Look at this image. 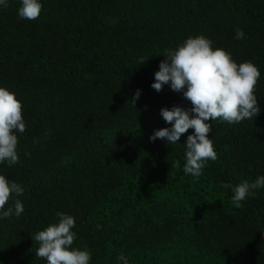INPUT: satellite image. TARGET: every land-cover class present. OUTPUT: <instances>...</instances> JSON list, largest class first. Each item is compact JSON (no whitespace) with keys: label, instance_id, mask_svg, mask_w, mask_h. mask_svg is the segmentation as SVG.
Returning a JSON list of instances; mask_svg holds the SVG:
<instances>
[{"label":"trees","instance_id":"obj_1","mask_svg":"<svg viewBox=\"0 0 264 264\" xmlns=\"http://www.w3.org/2000/svg\"><path fill=\"white\" fill-rule=\"evenodd\" d=\"M39 2L36 20L18 16L21 0L0 6V87L22 103L26 125L19 163L0 164L24 189L5 205L19 199L21 216L0 219V264H47L31 236L58 212L74 217L71 248L90 264H122L121 254L128 264H264V187L240 207L231 199L264 176V0ZM197 35L261 73L256 117L206 121L217 159L198 178L183 171L194 129L173 145L149 139L171 127L162 108H191L151 84L166 50Z\"/></svg>","mask_w":264,"mask_h":264},{"label":"clouds","instance_id":"obj_2","mask_svg":"<svg viewBox=\"0 0 264 264\" xmlns=\"http://www.w3.org/2000/svg\"><path fill=\"white\" fill-rule=\"evenodd\" d=\"M0 6L6 8L8 0H0ZM41 10L39 0H21L18 16L36 20ZM244 37L243 30L237 27L235 38L239 40ZM164 57L154 74L151 87L160 92L164 85H169L172 91L182 93L191 108H162L160 114L171 127L154 130L149 139L154 142L159 138L173 145L189 129H194L185 143L183 171L198 178L206 163L217 159L209 138L212 125L206 121L220 120L236 124L256 117L260 113V106L254 93L261 73L251 62L237 64L226 50L213 49L212 41L203 35L188 37L175 50H166ZM146 61L141 59L140 64L144 65ZM140 95L141 90H137L131 99L134 107ZM25 130L22 103L14 93L0 87V164L6 163L12 167L19 163L16 133L22 134ZM171 167L179 168L180 161H174ZM261 187H264V176L251 184L244 181L236 185L232 189V203L240 207L241 201L255 196V190ZM23 192L18 183L0 175V219L21 216L24 205L19 199H14L11 207L5 208V205L14 196L23 195ZM56 215L59 217L58 223L50 224L31 236L39 245L35 255L45 259L47 264H90L91 254L87 250L71 248L76 238V233L72 231L75 227L74 217L63 212ZM117 259L122 264H128L123 254Z\"/></svg>","mask_w":264,"mask_h":264}]
</instances>
